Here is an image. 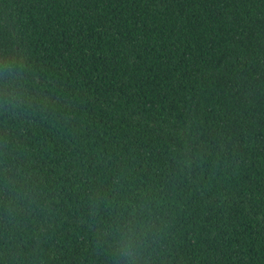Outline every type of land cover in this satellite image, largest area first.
Here are the masks:
<instances>
[{"label":"trees","instance_id":"16d2710c","mask_svg":"<svg viewBox=\"0 0 264 264\" xmlns=\"http://www.w3.org/2000/svg\"><path fill=\"white\" fill-rule=\"evenodd\" d=\"M45 103L0 117V264H107L93 199H146L156 264H264V0H0Z\"/></svg>","mask_w":264,"mask_h":264},{"label":"clouds","instance_id":"9594fccd","mask_svg":"<svg viewBox=\"0 0 264 264\" xmlns=\"http://www.w3.org/2000/svg\"><path fill=\"white\" fill-rule=\"evenodd\" d=\"M30 63L16 53H0V117H30L45 103L37 91ZM29 176L11 163L0 161V197L14 213L32 198ZM90 228L107 264H156L163 226L151 202L104 200L89 205Z\"/></svg>","mask_w":264,"mask_h":264}]
</instances>
